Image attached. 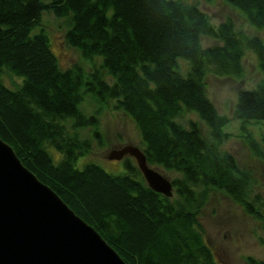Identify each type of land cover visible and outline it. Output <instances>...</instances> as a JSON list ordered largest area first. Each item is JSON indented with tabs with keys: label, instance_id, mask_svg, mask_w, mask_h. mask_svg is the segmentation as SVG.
Wrapping results in <instances>:
<instances>
[{
	"label": "trees",
	"instance_id": "trees-1",
	"mask_svg": "<svg viewBox=\"0 0 264 264\" xmlns=\"http://www.w3.org/2000/svg\"><path fill=\"white\" fill-rule=\"evenodd\" d=\"M220 1L264 31V0ZM43 14L63 20V43L91 61L88 70L60 68L40 26ZM203 36L217 43L203 48ZM246 50L262 77L238 92L233 118L252 155L262 157L247 127L264 120V42L237 30L230 16L213 25L197 4L182 0H0V139L125 264H216L198 221L212 192L263 220L258 196L249 197V171L223 148L229 120L215 110L204 82L208 73L241 76ZM5 72L21 78L17 87L4 84ZM87 94L112 102L134 125L147 164L170 175V198L149 189L130 158L120 174L91 162L75 167L92 148L82 130L103 145L96 116L80 109ZM184 113L196 120L181 124ZM50 148L60 153L56 163Z\"/></svg>",
	"mask_w": 264,
	"mask_h": 264
},
{
	"label": "rangeland",
	"instance_id": "rangeland-1",
	"mask_svg": "<svg viewBox=\"0 0 264 264\" xmlns=\"http://www.w3.org/2000/svg\"><path fill=\"white\" fill-rule=\"evenodd\" d=\"M182 1L197 4L207 14L213 25H217L224 17L230 16L237 30H241L247 36H258L264 42V31L250 26L237 12L220 0ZM40 26L47 32L51 51L57 58L60 68L65 69L73 64H79L88 70L91 61L87 60L89 64L84 62L75 50L63 43L65 24L62 19L43 14ZM36 31L37 29H34V32ZM216 43L214 39L204 36L200 40L203 48ZM93 60L97 65L101 63L99 56L93 57ZM178 61L179 68L184 73L186 64L181 59ZM241 65L242 74L239 77H220L208 73L204 82L206 95L215 110L229 120L223 130L231 137L223 144V148L234 154L241 169L249 171L252 179L249 197L258 196L259 210L264 220V155L262 157L252 155L245 139L240 136L239 120L233 118L238 92L255 88L262 76L252 52L248 50L244 52ZM2 80L9 88L17 87L21 82V78L14 77L7 72L2 74ZM80 109L86 115L96 116L103 145H99L95 138H92L90 131L82 130V136L89 133L92 148L88 154L77 159L75 167L82 168L84 164L91 162L101 166L110 174L125 172L123 159L108 160L107 154L114 148L128 144L140 148L138 133L134 125L122 112L113 109L112 102L107 101L106 104H102L88 94L84 95ZM193 114L184 113L177 118V121L185 125L187 120H196ZM247 129L264 151V120L250 122ZM49 153L55 163L60 159V153L55 149L50 148ZM125 158L132 159L131 157ZM159 171L168 178L170 177L163 171ZM263 220L247 215L241 205L217 191L211 193L198 214V221L204 230L206 243L214 253L216 264H247L246 259L249 257L264 262Z\"/></svg>",
	"mask_w": 264,
	"mask_h": 264
},
{
	"label": "water",
	"instance_id": "water-1",
	"mask_svg": "<svg viewBox=\"0 0 264 264\" xmlns=\"http://www.w3.org/2000/svg\"><path fill=\"white\" fill-rule=\"evenodd\" d=\"M131 157L147 187L170 198V179L150 167L136 146L110 150ZM0 264H125L90 225L22 165L0 139Z\"/></svg>",
	"mask_w": 264,
	"mask_h": 264
},
{
	"label": "flooded vegetation",
	"instance_id": "flooded-vegetation-1",
	"mask_svg": "<svg viewBox=\"0 0 264 264\" xmlns=\"http://www.w3.org/2000/svg\"><path fill=\"white\" fill-rule=\"evenodd\" d=\"M118 148H119V147H118ZM124 158H125V157H124ZM124 158H123V159H124Z\"/></svg>",
	"mask_w": 264,
	"mask_h": 264
}]
</instances>
